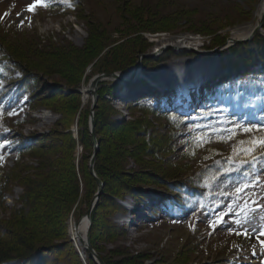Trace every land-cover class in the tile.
Masks as SVG:
<instances>
[{
  "label": "rangeland",
  "instance_id": "rangeland-1",
  "mask_svg": "<svg viewBox=\"0 0 264 264\" xmlns=\"http://www.w3.org/2000/svg\"><path fill=\"white\" fill-rule=\"evenodd\" d=\"M261 1L48 0L49 6L45 8L39 0H0L3 50L15 54L31 71L38 73L36 86L35 79L30 83L35 101L27 106L26 90L6 87L9 79H20L23 72L14 65L6 69L4 62L0 64V106L6 113H16L0 119V143L6 142V147L0 149L4 157L0 162V194L4 193L3 197L0 195V242L9 244L23 236L29 244L36 241L51 244L48 251L34 256L31 262L5 264H90L89 253L75 243L72 233L73 226L77 224V229L92 202H95L90 231L92 246L105 264H229L245 257L254 264H264V244L260 243L264 235L259 239L253 235L254 245L235 244L233 240L239 236L229 233V228L237 227L231 213L223 217L226 223H219L214 229L209 223L233 206L235 186L256 176L261 184L246 189L245 195L264 203V158L251 160L253 155L264 156V148L257 144L258 150L248 156L233 152L234 147L239 152L240 141L255 143L256 138H264V130H242L245 126L254 129L264 126V101L247 106L251 114L239 116L236 112L245 106L249 94L245 96L243 89L238 94L224 92V87L234 91L242 83L258 81L262 83L259 91L264 95V56L257 50L259 42L254 43L255 39L264 38V23L258 27L259 31H254L256 34L252 33L254 39L244 40L248 46L252 45L255 54L251 64L245 67L248 71L245 78L234 73L212 82L209 91L211 102L216 104L209 106V112L197 110L185 116L182 124H176L163 116L176 112L181 115L179 109L168 107L178 99L173 104L165 101V107H160L159 102L161 97H171L165 92L175 94L173 86L180 88L175 84L176 77L191 78L190 67L195 61L200 64L193 66L194 69L201 65L210 68L203 69L206 75L211 67L218 72L219 66L228 69L229 65L239 64L241 53L234 51L242 46L234 48L233 44L243 43L245 38L235 40L233 34L239 26L255 21ZM34 4V10L29 11V6ZM170 37L176 38L165 41ZM181 40L180 49L174 41ZM213 42L220 46L210 51L200 48V44ZM230 44L232 47L226 49ZM205 53L208 55H201ZM207 58L211 59L205 63ZM236 58L239 60L235 61ZM177 59H185V63L176 67L169 82L164 79L153 82L155 70L161 73ZM136 60L141 66H148L147 72L140 67L125 78L131 80L128 85L121 87L117 83L118 88L112 89L110 85L115 79L105 76L96 84L97 97L90 89L84 94L92 78L123 71L119 67ZM216 61L220 63L217 66ZM186 67L189 73L185 72ZM237 78L239 82H235ZM214 85L218 88L214 89ZM108 87L109 93H103ZM253 93L250 88V94ZM141 99L142 108L136 107L134 103ZM44 102L49 106L44 108ZM92 117L94 129L99 130L95 131L97 145L89 128ZM174 124L178 133H174ZM233 127L234 136L230 131L219 134L220 129ZM192 129L213 140L187 151L185 142ZM25 137L30 138L27 143L33 142L35 148L20 154L18 147ZM243 147L247 148L248 144ZM95 152L94 171L100 173L101 178L98 177L103 182L98 197L97 180L90 171ZM216 157L223 158L222 167L209 172L210 178L208 174L204 177L209 178L206 190L192 204L174 205L168 199V204H164L166 210L160 206L153 213L162 202L156 194L149 198L152 202L148 209L144 206L148 197H142L139 206H133L131 200V210L124 209L113 198L128 190L125 181L145 193L164 195L169 193L163 189L164 180H195L200 170ZM228 159L235 160L230 163ZM27 186L32 197L37 195L34 206L21 216L20 197ZM147 211L152 218L148 219ZM233 211H237L234 206ZM253 215L252 226L258 234L264 225L260 219L264 211ZM90 259L92 264H98L93 257Z\"/></svg>",
  "mask_w": 264,
  "mask_h": 264
},
{
  "label": "trees",
  "instance_id": "trees-1",
  "mask_svg": "<svg viewBox=\"0 0 264 264\" xmlns=\"http://www.w3.org/2000/svg\"><path fill=\"white\" fill-rule=\"evenodd\" d=\"M60 0H58L59 2ZM263 29H264V26H263ZM263 36V34H262ZM256 38V37H255ZM262 41L258 40V39H255L254 40V43H257L259 42L258 44H256V47L258 50L261 51V53L264 54V44H262V42H264V38L261 39ZM224 41V40H223ZM222 43V42H220ZM242 46V47H240ZM236 47H240V48H236ZM244 47V48H243ZM250 47L251 46H248V43L247 42H243V43H237L235 45L234 48L235 51L234 53L235 54H238V52L241 53V57H243L244 59H249L250 58V55H251V51H250ZM210 50H213V49H210ZM162 60V58L159 59V61ZM137 61V60H136ZM136 61H130V62H127L124 64V66H121L119 67L120 70H126L132 66L135 65ZM5 63L4 64V68H8L9 66H16L17 68H19L22 72H23V77H21L20 79H10L9 80V87H17L18 90H26L29 94V104H33V102L35 101V97L36 95L34 94V89H31L30 88V83L32 82L33 79L36 80V74H38L36 71H31L27 64L22 61L20 58H18L15 54L11 53L8 51V54H6V51L3 50L1 44H0V64L2 63ZM155 62H153V60L150 62V64H154ZM122 65V64H121ZM147 67L146 64H143L142 65V69L143 71L146 73L147 72ZM36 82L37 80L35 81V86H36ZM113 83V82H112ZM110 87H112V89H116L118 88V86L113 83L112 85H110ZM108 87L106 91H104L103 93H109V88ZM102 94V93H101ZM142 103H144L143 101L141 102H138V103H135L134 105L137 107V105H140V108H142L141 106L143 105ZM39 105V104H38ZM41 105V104H40ZM49 105L47 103H43V107L46 108L48 107ZM139 107V106H138ZM0 111H2L4 113V115L2 117H0V119H3L4 117L7 116V113L3 110V108L0 106ZM163 118H166L168 119L169 121H173V123L175 122L176 124H178V122H181V124L183 123L182 120L180 119V117H178L177 115H166V116H163ZM171 121V122H172ZM90 128V126H89ZM95 131L96 132H99V130L97 131V129L95 128ZM178 133V128L176 127V125L174 124V133ZM91 136V134H90ZM90 136L88 135V141L90 142L91 138ZM199 134H196L195 132H191V134L188 135V141L185 142L186 145H188V149L187 151H192L191 149L189 148H201L202 146H205L206 144L210 143L211 140L213 139H209L208 137H205V139L209 142H206V143H203L202 146H197L196 142H195V139L194 138H198ZM23 137H21L22 139ZM211 138H215L214 136L211 137ZM30 138H24L21 143H20V147H18V152L21 154V153H24V152H27V151H31L32 149L35 148V146L33 145V142L32 143H27V141L29 140ZM37 138L34 137V141H36ZM244 155V154H243ZM235 159H228V161L231 163V162H234ZM222 161H223V158L222 157H216L215 160H213L211 163H209L207 165L206 168H203L200 170V174L198 175V177L195 179V180H187V181H180V180H177V181H172V180H164V182L162 183V186H163V189L166 190V192H169L170 194V198L172 200L173 203H176V204H183V205H186V204H192V201L193 199H195L198 195H200L203 191L206 190V183L208 182L210 176H209V172L211 171H215L216 172V168H221L222 166ZM222 163V164H221ZM95 166H96V162H95ZM97 171V169H96ZM208 174V179H204V177ZM97 175L101 178L100 176V173L97 171ZM197 175V174H196ZM202 177V178H201ZM73 184H74V195L75 197H77V194H78V185H77V180L75 178V176L73 177ZM96 180V179H95ZM125 184V187L126 189H128L127 191L126 190H122L120 193L119 191H117L119 193V195H113L114 199H123L124 196L126 195H134L135 197H137L138 195H141L142 197H146V196H149V197H152L153 194L151 193H145L143 192L142 189H138L135 185H133V183H130V182H123ZM25 191L24 193L22 194V196L20 197L21 199V206L20 208L18 209L19 213L21 216H23V211H29L30 207L33 205L34 206V201L36 199V195L34 197H32V190L29 186L25 187ZM136 188L138 190H136ZM96 189L97 191L99 190V185L96 181ZM133 191V190H136L134 191L133 193H129L130 191ZM1 197L4 196V193H1L0 194ZM162 200V199H161ZM156 209V208H155ZM92 218L94 219V215H93V212H92ZM28 239H26V237H21V236H18L16 240H14L13 242L12 241H9L7 243H2L0 242V264L4 263V262H7V261H14V260H20V261H29L31 262L33 260V257L38 255V254H41L42 252L45 253V251L49 250L48 248H51V244H42L41 242H32L31 244H29V242H27ZM12 242V243H11ZM92 242V241H91ZM47 248V249H46ZM88 254V252H87ZM89 257V258H88ZM88 258V262L90 264H92L91 262V259L92 258L90 255L87 256Z\"/></svg>",
  "mask_w": 264,
  "mask_h": 264
},
{
  "label": "bare ground",
  "instance_id": "bare-ground-1",
  "mask_svg": "<svg viewBox=\"0 0 264 264\" xmlns=\"http://www.w3.org/2000/svg\"><path fill=\"white\" fill-rule=\"evenodd\" d=\"M264 13V0L261 1L260 5L258 6V9L256 10L255 12V21L253 22H250V23H247L245 25H242V26H239L237 28V30L234 32L233 34V39H239V38H248L252 35V33L255 31L256 27L258 28L259 27V24H260V21H261V17ZM176 37H170V38H165V41L167 40H174ZM184 38H187V37H184ZM189 38V37H188ZM182 41H174L176 43V45L178 46V48H182ZM183 52V51H182ZM184 53V52H183ZM186 54V53H185ZM180 56V55H179ZM195 58V57H193ZM201 61V60H200ZM185 63V59H177L176 61H173L171 66L167 69V70H162L161 73H157L156 70L152 73V76L153 78H151L153 80V82H156L158 83L157 80H161V79H164L166 82H169V77L176 71V67L178 68V66H182L183 64ZM200 62L199 61H195L192 63V66L190 68H192L191 70V78H185V75L182 77V76H179V77H176L175 79V84L178 85V87L182 88V89H188L189 90V85H190V79L194 80V81H201L204 76L206 75L204 70L203 69H206V70H209L210 68H205L204 65L201 67H198L197 69H194L195 65H199ZM174 68V69H173ZM131 71H119V72H115L116 74H118V77L115 78L113 76H106V77H112L114 79H117V80H120V82L122 81V79H125L127 77H129L131 74H134L136 73L137 71L134 70V68L130 69ZM173 70V71H172ZM205 70V71H206ZM256 71V70H255ZM258 71V70H257ZM179 72V71H178ZM176 73V72H175ZM255 73V72H254ZM236 74V73H235ZM189 75V74H188ZM242 76V75H241ZM95 77V76H94ZM97 77L96 76L95 78H92V80L90 81V84L88 85V89H85V92L84 94H86V91H88L90 89L91 91V88H94L96 89V81H97ZM105 77V76H104ZM174 77V76H173ZM224 77V76H222ZM252 78H254L252 76ZM127 80V79H126ZM220 81V80H219ZM124 82V81H123ZM232 82V81H231ZM239 82V81H238ZM171 83V82H170ZM117 85V82L115 83ZM120 84V86L122 87L123 85H128L127 83H118ZM154 84V83H153ZM174 84V83H173ZM174 84V85H175ZM228 84V83H227ZM231 84V83H230ZM243 84V83H242ZM239 85L238 87H236V91H231V88H228V87H224L226 88V92L227 94L229 93H234L236 92L237 94L239 93L238 91H241L242 89L245 91V96H247L249 94V96L246 98V103H245V106L247 109H244L241 108V110L237 111L236 113H239V116H246V114H248V112L251 114V110L248 109V107L250 106H253L255 104H262V102L264 101V95L263 93L259 91V86L262 84V83H259L258 81H253V82H248L247 84H243V85ZM95 85V86H94ZM232 85V84H231ZM230 85V86H231ZM245 85H250L249 87L254 91L253 95L250 94V88L248 89ZM212 88V87H211ZM132 89V86L131 88ZM263 89V88H262ZM264 92V91H263ZM173 93V92H172ZM172 95V94H171ZM231 100V99H230ZM219 101V100H218ZM212 103V102H211ZM215 103V102H214ZM213 103V104H214ZM216 104V103H215ZM225 104V102H224ZM241 104V103H240ZM229 105V104H228ZM216 106V105H215ZM248 106V107H247ZM228 107V106H227ZM223 110V109H222ZM225 110V109H224ZM232 110V108L230 109ZM238 110V109H237ZM238 116V117H239ZM244 116V117H245ZM243 117V118H244ZM248 118V117H247ZM97 175V174H96ZM98 176V175H97ZM103 183V182H102ZM130 197H132L133 199V202H135V206H139L140 204V199H142V196L141 195H138L137 197H135L134 195H129ZM148 198H152L153 197H149V196H146ZM156 204V203H155ZM92 205H93V209L95 207V202H92ZM134 206V204H133ZM133 209V208H132ZM135 209H137V207L134 208V211ZM93 211V210H92ZM136 213V211H135ZM134 214V212H131V215L130 217L133 218L134 216L132 215ZM92 215V214H91ZM132 221V220H131ZM77 225V224H76ZM76 225L73 226V238H74V241L77 245H80L81 248H83V251H85L86 253L89 251L86 249V245H87V238H88V232H89V229H90V220H89V217L87 216V214H85L82 218V221L81 223L78 225L77 229H75ZM90 241H91V235H90ZM233 242L235 244H244L245 246H249V245H254V242L253 240L250 238V239H244L243 237L239 236L238 238L234 239ZM92 244V242H91ZM86 249V250H84ZM82 251V250H81ZM85 252H82L83 254ZM90 254V253H89ZM242 255V254H241Z\"/></svg>",
  "mask_w": 264,
  "mask_h": 264
},
{
  "label": "snow or ice",
  "instance_id": "snow-or-ice-1",
  "mask_svg": "<svg viewBox=\"0 0 264 264\" xmlns=\"http://www.w3.org/2000/svg\"><path fill=\"white\" fill-rule=\"evenodd\" d=\"M41 7H48V0H39ZM35 4L32 6H29V11L34 10ZM8 115H15V112H8ZM4 113L0 111V117H2ZM199 127V126H197ZM242 130L244 132H252L254 130L261 131L264 130V126H258L257 128H253L251 126H245L242 127ZM213 132H216L217 130L213 129ZM231 132L234 136L236 134V128L233 127L232 129H220L219 134L222 136L223 133ZM231 138V137H228ZM197 146H202L203 143L209 142L205 139L203 135L199 136L198 138H194ZM247 143L248 147L245 148L243 145ZM239 144L241 147L239 148V152H237V149L234 147L233 152L236 155H239L240 153H243L244 155L248 156L250 153L255 152L258 150L257 144L260 148H264V138H256V142L254 143L252 140L244 142L240 141ZM6 147V142L0 143V149H3ZM192 155H195L193 152ZM264 158V156H252L251 160H259ZM4 157L0 155V162H2ZM250 162V161H245ZM261 181L258 176L254 177L252 181H247L241 184H237L235 186L234 192V204L233 206L237 209V211H233V206H229L227 211L223 214L217 215L214 220L210 221V226L213 227V229L216 227L219 223H226L224 221L223 217L228 215L229 213L232 214L234 217L233 223L237 225L235 229L229 228L230 234H235L237 236H241L244 239H250L253 235L257 236V239H259V236L264 235V225L261 226L259 233H256V229L254 226H252L253 220L255 219L254 213L258 211H264V203L259 202L256 199H253L252 196L245 195L246 189L249 187H256L257 185H260ZM229 195H232V193H229ZM201 209H203V205H200ZM261 220H264V216L260 217ZM245 225H248L249 227H245ZM261 244H264V241H260ZM237 248L240 247V245H235Z\"/></svg>",
  "mask_w": 264,
  "mask_h": 264
},
{
  "label": "water",
  "instance_id": "water-1",
  "mask_svg": "<svg viewBox=\"0 0 264 264\" xmlns=\"http://www.w3.org/2000/svg\"><path fill=\"white\" fill-rule=\"evenodd\" d=\"M263 23H264V13H263V15H262V17H261V21H260V24H259V28L260 27H262V25H263ZM259 28H257L256 30H255V32L256 31H258L259 30ZM254 32V33H255ZM218 44V43H217ZM217 46H220V45H216V43L215 42H213V43H209V44H206V43H203V44H200V48H203V49H208V50H210V49H214V48H216ZM160 51V50H159ZM133 67V66H132ZM132 67H130V68H132ZM141 67V62L140 61H137V63L134 65V70H138L139 68ZM129 69V68H128ZM124 71V70H123ZM104 76H113V77H115V78H117L118 77V74H116V73H112V74H102V75H99L98 77H97V81H96V83H98L99 81H100V79L102 78V77H104ZM115 82H117V83H119L118 81H117V79H115L114 80ZM122 81H124V82H127L128 80H126V79H122ZM123 83V82H122ZM95 86V85H94ZM91 91H92V93H93V95H94V97H97V93L95 92V87L94 88H91ZM90 127H91V133H92V139H93V142H94V144H96L97 145V139H96V134H95V129H94V121H93V117L91 118V120H90ZM96 153L97 152H95V154L92 156V158H91V161H90V171H91V173L95 176V178H96V180H97V182H98V184H99V191H98V194H97V197L99 196V194H101L102 193V190H103V183H102V181L100 180V178L95 174V171H94V163H95V158H96ZM92 208H93V205H90V207H89V209H88V211H87V216L89 217V220H90V229H89V232H88V238H87V245H86V249L89 251V253H90V255L97 261V263L98 264H105L104 263V261L99 257V255L96 253V251L94 250V248H93V246H92V244H91V241H90V234H91V225H92V217H91V213H92Z\"/></svg>",
  "mask_w": 264,
  "mask_h": 264
}]
</instances>
